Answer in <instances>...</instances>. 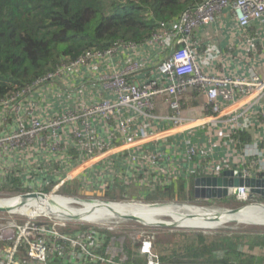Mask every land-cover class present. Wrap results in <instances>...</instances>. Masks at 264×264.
Returning a JSON list of instances; mask_svg holds the SVG:
<instances>
[{"label": "built area", "instance_id": "1", "mask_svg": "<svg viewBox=\"0 0 264 264\" xmlns=\"http://www.w3.org/2000/svg\"><path fill=\"white\" fill-rule=\"evenodd\" d=\"M227 9L233 13L243 32L257 23H264V0H204L202 3L190 6L178 19L160 23L158 32L143 44H117L107 51L87 53L77 61L61 65L55 73L36 82L29 89L0 102V264H111L113 258L118 256L121 263L126 264L127 256L119 249L118 252H112L111 249L110 253L102 252L103 249L106 251L103 232H108V229L100 228V231L98 228H85L83 224L80 227L84 229H73L66 225L60 229L55 222L44 220L46 217L41 213L35 216L28 215L29 209H33L34 212L40 211L37 200L48 195L42 189L28 190L31 182L33 184L38 181V176L42 173L41 165L31 163L23 167L20 159L26 149L41 146L47 133L53 142L56 141L63 126L80 116L102 115L107 123L115 126L116 134L121 137V140L127 142L133 139L131 126L134 119L123 118L122 113L125 108L151 119L154 118L152 113L155 109V101L162 98L173 112L170 120L177 127H183L185 124L180 116V99L190 91L203 92L208 98V106H212L213 115L217 117L221 114V105L218 104L220 99L225 104L232 103L237 94L242 97L262 99L264 97L263 78L252 76L247 80L213 76L201 67L193 35L201 27H210L217 16ZM156 43L168 51L158 65L162 78L136 83L132 78L143 71V65L130 63L122 71L115 74L106 73L105 76L100 77L105 89L117 95L118 100L115 103L103 101L92 107H81V112L84 111V114H80L79 110L74 108L67 115L47 120H41L31 108L26 111L25 116L22 115V99L41 85L68 79L70 73L80 71L82 67L88 66L95 60L112 61L120 49H136L141 45ZM94 68L99 69L96 65L92 67V70ZM217 117L209 119L204 125H212L216 122L222 124L219 136L223 142L228 141L227 145L223 144V147L229 149L235 145L234 135L238 132L240 124L238 121L232 123V120L218 121ZM10 119H14L15 125L7 122ZM83 124L85 131L79 129L73 131L76 141L90 156L104 153L107 145L99 141L91 132L88 121H83ZM221 144L211 143V147L200 143L188 145L181 159L188 163L196 161V170L205 163L203 175L218 177L224 170H231L229 160L226 165H223L215 159L214 149L221 147ZM244 155L245 157L241 160L242 169H240L243 177L257 178L264 175V164L261 165L260 161H257L258 156L246 152ZM262 155L264 156V151ZM148 158L155 159L152 155ZM161 176L164 177L163 180L155 179L151 183L144 182V184L153 192L159 185L165 187L174 180L168 177L166 172ZM69 181L70 178L57 183L49 196L66 199L58 192ZM38 186L41 185L38 184ZM91 203L117 204L106 199L91 200ZM67 219L71 221L69 217ZM132 250L138 252L140 257L145 259L146 264H161L156 261L158 257L150 240L140 244L138 249Z\"/></svg>", "mask_w": 264, "mask_h": 264}, {"label": "crops", "instance_id": "2", "mask_svg": "<svg viewBox=\"0 0 264 264\" xmlns=\"http://www.w3.org/2000/svg\"><path fill=\"white\" fill-rule=\"evenodd\" d=\"M193 42L206 73L234 79L248 80L252 76L264 79L263 22L243 32L233 13L227 9L210 27L197 30ZM167 53L158 43L120 49L112 61L95 60L79 72L70 73L68 79L46 83L27 93L21 101L22 115L25 116L31 108L41 120H47L67 115L74 108L84 114L81 107H92L103 101L115 103L117 95L105 89L100 77L122 71L130 63H138L143 65V71L132 78L134 82L162 78L158 65ZM95 65L99 69L93 71ZM165 102L162 98L155 101L154 118L151 119L128 108L123 110V118L134 119L131 141H122L115 126L107 123L102 115L80 116L67 122L54 142L47 133L41 146L26 149L20 159L23 167L31 163L41 165L38 181L36 184L31 182L28 190L49 192L57 183L70 178L65 186L77 185L78 190L74 193L80 191L95 194V197L116 199L121 192L133 199L148 201L155 191H150L144 182L163 180L161 174L164 172L174 182H181L185 191L194 188L196 179L205 177L202 172L205 163L196 170V161L188 163L181 159L188 145L200 143L211 147V143H222L221 147L214 149L215 159L223 165L229 160L231 169H242L241 160L247 150L252 151L250 154H255V150L264 151V97L254 99L237 94L230 104L220 99L221 114L217 117L203 92L190 91L180 99L183 127H177L170 120L173 112ZM215 117L218 121L232 120V123L238 121L240 124L234 138L235 145L229 149L223 147L228 141L223 142L219 136L222 124L204 125ZM83 121H88L91 132L107 145L104 153L90 156L76 141L73 131H85ZM7 122L15 125L14 119ZM243 135L250 141L239 142ZM149 155L155 159L148 158ZM117 190L120 192L116 193ZM132 253L138 254L133 250Z\"/></svg>", "mask_w": 264, "mask_h": 264}, {"label": "trees", "instance_id": "3", "mask_svg": "<svg viewBox=\"0 0 264 264\" xmlns=\"http://www.w3.org/2000/svg\"><path fill=\"white\" fill-rule=\"evenodd\" d=\"M203 1L0 0V102L87 53L107 51L117 44H143L158 32L160 23L178 19L190 6ZM242 137L239 142L250 141L246 135ZM190 189V199H194V188ZM154 191L148 199L151 203L162 200L159 195L165 192L169 199L176 192H185L183 184L174 180ZM103 236L107 249L113 245L114 235L103 232ZM258 237L264 239V233ZM116 246L128 255L126 264H146L139 254L132 253L131 247ZM102 252L106 253L105 249ZM185 252L169 263L229 264L239 256L230 238L214 239L209 244L200 239Z\"/></svg>", "mask_w": 264, "mask_h": 264}, {"label": "rangeland", "instance_id": "4", "mask_svg": "<svg viewBox=\"0 0 264 264\" xmlns=\"http://www.w3.org/2000/svg\"><path fill=\"white\" fill-rule=\"evenodd\" d=\"M96 71V69L94 68ZM93 70V71H94ZM79 72V71H78ZM252 151L247 150V154H250ZM255 154L258 156L261 165L264 164V158L262 155V151L255 150ZM164 187L158 186V191L163 189ZM77 185H69L61 187L58 194L60 196L65 197L66 199H73L75 203H68L70 207L85 209V211H92L94 208L91 204L90 206H84L85 202H90L91 200H102L106 199L112 203H122V204H143V205H169V206H188L192 208H202L208 210H224L231 211L236 209H244L246 207H252L257 205H264V198L260 196H256L255 198H247L238 200L236 196L228 197L222 200L215 201H205L198 200L196 198H191L192 189L185 191L183 195L176 192L173 199L167 198V194L159 195L162 200H158L155 203H151L149 201H144L141 199H133L132 197L126 196L117 190L116 193L120 192L119 196L114 193V195L118 196L116 199L112 198H98L95 197V194L92 196L91 193H82L80 191L76 192ZM47 192L48 199L44 201L41 199L38 203L40 204V209H46L49 213H42V216H45L44 220L55 222L61 228H64L65 225L67 227H71L73 229H81L82 224L87 227H91L92 229L98 228H106L108 229V233L114 235L112 237L113 246L107 247L106 252L110 253V249L112 252H118V248L116 244H120L119 247H127L128 249L131 247L132 249H138L140 244L149 240L153 243V248L156 256V261H159L161 264H170L173 258L176 259L178 255H184L186 253V249L189 248L193 243L198 244L200 239L205 240L206 243H211L214 239L221 240L224 238H230L233 241V245L236 246L237 252L239 256H234L231 259L229 264H264V239L262 237H258L262 233H264V218H257L253 221H244L242 223H226L220 228H211L209 230H201L195 228H186V227H168L171 225H166L163 223H155V222H143V221H132L124 217L120 216L119 219H115L113 221L102 220L99 223L90 222L89 220L83 218H75L69 217L71 221H69L67 217L61 215L64 213L63 210L57 209L58 204L64 203L65 199L56 198L58 200H53L54 196H49L52 192ZM2 191V190H1ZM156 192V191H155ZM132 193V192H131ZM162 193V192H160ZM155 195V194H154ZM181 195V196H180ZM246 196V195H245ZM83 204V205H82ZM114 205V204H111ZM255 208V207H254ZM250 208V209H254ZM138 210V209H137ZM242 212V211H241ZM56 213V214H54ZM44 214V215H43ZM58 214V215H57ZM32 216V215H30ZM75 218V219H74ZM124 219V220H122ZM162 221L171 223L172 218L170 216H164L160 218ZM43 220V221H44ZM74 220V221H73ZM120 220V221H119ZM168 220V221H167ZM105 222V223H102ZM225 222V221H224ZM223 222V223H224ZM178 226V225H177ZM90 228V229H91ZM84 229V228H83ZM101 231V230H100ZM261 232V233H259ZM120 242V243H117ZM223 251V250H220ZM225 251V250H224ZM129 252V250H128ZM128 259V255L125 254ZM130 256H133L132 254ZM120 257V256H118ZM118 257H114L113 262L111 264H122ZM164 259L167 261L164 262ZM186 261V260H185Z\"/></svg>", "mask_w": 264, "mask_h": 264}, {"label": "bare ground", "instance_id": "5", "mask_svg": "<svg viewBox=\"0 0 264 264\" xmlns=\"http://www.w3.org/2000/svg\"><path fill=\"white\" fill-rule=\"evenodd\" d=\"M44 201L48 200L45 198ZM53 200H58L53 198ZM62 200V199H61ZM38 202L41 200H37ZM73 199H65L58 204L57 209L64 211L61 215L65 217L85 218L90 222L99 223L102 220L113 221L119 219L121 215L132 221L143 222H155L165 223L166 225H176L195 228L201 230H209L213 228H220L226 223H242L244 221H253L257 218H264V206L257 205L252 207H246L240 211L234 213L224 210H208L202 208H192L188 206H169V205H141V204H114V205H98L85 202L84 206L92 205L94 208L92 211H85V209L73 208L68 203H75ZM8 205V204H5ZM83 205V204H82ZM3 206V205H2ZM15 206V205H11ZM255 207V208H254ZM254 208V209H250ZM138 209V210H137ZM41 211L47 212L46 209L41 208L40 211L34 212L33 209H29L28 215H38ZM242 211V212H241ZM42 214V213H41ZM44 215V214H43ZM164 216H170L172 222L168 223L162 221L160 218ZM121 219V218H120ZM124 220V219H122ZM120 221V220H119ZM168 221V220H167ZM225 221V222H224ZM224 222V223H223ZM105 223V222H102ZM151 224V223H150ZM223 228V227H222Z\"/></svg>", "mask_w": 264, "mask_h": 264}, {"label": "water", "instance_id": "6", "mask_svg": "<svg viewBox=\"0 0 264 264\" xmlns=\"http://www.w3.org/2000/svg\"><path fill=\"white\" fill-rule=\"evenodd\" d=\"M194 195L196 199L205 201L222 200L232 196H237L238 200L248 197L253 199L256 196L264 198V179L244 178L239 171L226 170L218 177L196 179ZM240 210L236 209L230 212L236 213ZM176 224L168 227H179Z\"/></svg>", "mask_w": 264, "mask_h": 264}, {"label": "clouds", "instance_id": "7", "mask_svg": "<svg viewBox=\"0 0 264 264\" xmlns=\"http://www.w3.org/2000/svg\"><path fill=\"white\" fill-rule=\"evenodd\" d=\"M231 170H234V169H231ZM224 171H226V170H224ZM223 171V172H224ZM235 171H239L240 172V169H235ZM223 172L220 174V176L223 174ZM254 179H264V175H260V176H258L257 178H254ZM48 192V191H47ZM237 197V196H236ZM143 200V199H142ZM241 200V199H240Z\"/></svg>", "mask_w": 264, "mask_h": 264}]
</instances>
